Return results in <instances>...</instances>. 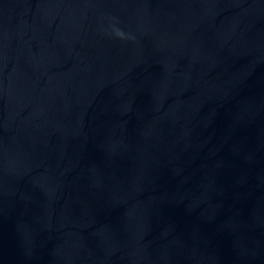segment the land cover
I'll list each match as a JSON object with an SVG mask.
<instances>
[{"label":"water","instance_id":"95a60500","mask_svg":"<svg viewBox=\"0 0 264 264\" xmlns=\"http://www.w3.org/2000/svg\"><path fill=\"white\" fill-rule=\"evenodd\" d=\"M0 264H264V0H0Z\"/></svg>","mask_w":264,"mask_h":264}]
</instances>
